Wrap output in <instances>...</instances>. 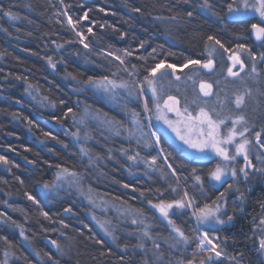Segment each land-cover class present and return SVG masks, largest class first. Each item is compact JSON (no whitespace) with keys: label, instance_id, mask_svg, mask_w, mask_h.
<instances>
[{"label":"trees","instance_id":"obj_1","mask_svg":"<svg viewBox=\"0 0 264 264\" xmlns=\"http://www.w3.org/2000/svg\"><path fill=\"white\" fill-rule=\"evenodd\" d=\"M202 3V0H0V156L7 161L0 162V259L8 252L11 264L55 261L142 264L138 255L121 253L105 241L73 196L46 199L39 188L49 183L56 171L67 169L81 176L84 184L98 194L147 214H150L146 207L149 201L172 200L170 190L167 192L158 178L130 176L127 161L120 155V151L130 147L126 142L99 138L98 146L89 144L88 150L99 159L88 168L61 127L71 130L76 123V102L81 97L75 89L91 78H109L123 69L105 52L119 56L124 61L122 65L141 79L147 76L145 69L161 59L176 67L188 60L201 61L206 44L211 43L207 41L209 35L229 49L238 43L256 47L249 35L250 19L215 21L201 12ZM135 8L140 11H133ZM211 9L222 11L213 6ZM189 11H193L192 17L187 16ZM5 12L11 15H4ZM85 12L88 18L80 19ZM66 15L79 20L75 29L66 22ZM163 19H168L165 33L174 43L161 33L159 23ZM89 27L92 33H88ZM77 32L85 35L83 44L76 39ZM125 51L131 55H125ZM49 57L55 67L49 63ZM90 100L85 101L91 102L96 111L109 118L118 117L102 102ZM159 138L168 163L181 178L179 184L173 180L172 183L179 192L184 189L194 198L184 181L191 170H178L176 161L182 159L187 167L203 166L189 165L161 133ZM154 157L172 178L159 156ZM161 191L166 194L162 198ZM45 212L47 217L43 215ZM176 223L187 237L192 236L189 217L186 221L178 218ZM21 230L28 238L24 239L26 246ZM52 241H56L59 249L49 243ZM124 244L120 238L118 245Z\"/></svg>","mask_w":264,"mask_h":264},{"label":"rangeland","instance_id":"obj_2","mask_svg":"<svg viewBox=\"0 0 264 264\" xmlns=\"http://www.w3.org/2000/svg\"><path fill=\"white\" fill-rule=\"evenodd\" d=\"M202 1L204 2V0ZM229 2L231 0H211L209 4L211 7L213 6L218 10H222L221 13H223V16L221 19H250L252 23L257 22L256 19H252L251 17L233 18L228 15L227 4ZM201 12L211 19L219 20L212 14L213 12L220 13L218 11L201 9ZM67 18L66 15V22ZM162 21L159 23L161 33L168 41L174 43L165 33V26L168 19H163ZM169 23L172 25V22ZM252 42L256 47L249 49L256 56V60L253 61L246 52L241 53L245 62V68L243 71L240 70L239 66L233 69L239 72L238 77H231L227 73V68L231 66V61L228 60L230 53L224 52L223 49H220L219 46L211 42L201 58V63H206L209 59L214 61V67L211 71L201 68L198 65L183 67V64L176 67L174 74H170L171 69H162L163 72L169 74L161 76L158 73L155 79L161 108H163V101L168 96L176 97L179 100L178 107L181 111L187 106L193 116L198 114L200 108H204L214 119H225V125H221L222 134L227 133L228 128L232 126V120L238 116H244L247 121V127L250 129L249 132L245 133V136L251 141L248 145L249 157H253L256 160V167L259 169L264 163H262L258 151L254 147L253 138L255 137V132L258 131L261 132V136H264V77L261 70L264 61L260 60L261 53H264V47L260 46V42H254L253 39ZM213 48L215 52L209 55V50ZM230 49L239 51L236 46ZM116 57L115 55L112 59H116ZM116 61L119 60L116 59ZM253 64H255L256 73L251 71ZM119 65L123 69H118V71L114 72L108 78V81H112L116 85L115 87L102 78H91L74 90L76 94L81 96L80 101L76 102V123L71 130L63 126L61 128L69 134L78 150L79 156L86 161L88 168H92L99 159L97 154L93 155L92 151L88 150L89 144L92 143L94 146H98L99 138H104L106 141L120 139L126 142V146L129 144L130 147L127 150L124 148L123 151H120V155L127 161L130 176L141 175L147 180L151 176H154L159 179L166 190L168 189L167 192L170 190L169 195L172 197V200L181 199L184 197L186 190L183 189V192H179L177 187L172 183L173 180L179 184L181 181V178L179 179L180 175L177 173L176 175L172 174V169L168 167L166 160L163 161V164L166 165L165 167H167L172 178L169 177L163 168H160L156 163H152L156 155L163 159L165 158L160 144L155 143L156 137H159L160 133L168 142L176 147L175 149L182 157L191 158L196 161H210V170H213L218 163L224 164L225 162L211 152H209L207 157H202L176 139L175 134L168 129L163 121L156 119V115L158 114L155 107L156 98L153 97L148 85L144 83V77L141 81L137 80L136 77H133L132 70L127 69L122 64ZM130 73L132 78L128 77V75L131 77ZM177 76L180 77L179 80L176 79ZM201 82L212 85V94L210 96H204L200 91ZM121 84H127L129 87H120ZM142 84L143 91H140ZM241 95L244 97V102L240 107H237L236 98ZM87 98H90V101L104 103L118 117H115V119L109 118L99 111H96L91 102L87 103L85 101ZM193 100L196 101L195 104L192 103ZM145 102L148 103L151 111L146 112L144 110ZM133 113L140 114L139 117H136L139 120V124L134 121ZM165 114L171 120L175 121L178 119L174 112H167L165 110ZM237 129H242V126L237 125ZM151 133H155V136L150 135ZM239 140L240 138L238 137L237 142ZM230 151H234V146H230ZM129 157H136V159L133 160ZM242 160L243 157L239 156L236 161L230 164V167L237 169L235 179L229 174L225 177L224 183L216 184L214 187L220 188L225 185L226 188L223 190L227 189V193L220 200L222 212L226 213L221 218L225 220L230 215L224 206L226 197L232 195V193H238V191L242 194L249 178L245 179L244 174L239 172ZM64 170L59 169L56 171L53 179L39 188L42 195L46 199L73 196L83 205L86 217L105 241L117 248L121 253H130L129 255L131 256L138 255L142 264H182V262L183 264H187L189 260H193V264H200L201 260L209 255L208 252H201L196 246L199 234L206 230L209 231L213 242L219 245L217 251L222 253L219 258H216L214 253L211 254L214 258V264H245L238 261L235 255L227 252V247L232 245V241H227V239L220 236L223 230L228 229L231 222L224 225H216L215 231H211L208 226L197 228L196 219L192 215L193 208L174 209L175 215L170 213V218L177 226L176 219L178 218L186 221L187 217H189L191 220L190 232L192 236H188V243L177 244L176 241L180 239L177 233L173 231L167 220L161 217L160 213L152 207V204L158 203L159 201L151 202V204L149 202L147 203L146 207L150 211V214H147L133 206L111 198L108 199L98 194L91 187L84 184L81 176L72 171L67 170L65 172ZM72 173L75 175H71ZM195 177L191 174L184 181L191 188L195 196L196 205L202 207L207 202L204 200L205 194L202 185L197 184ZM210 183L211 181L209 180ZM45 185L48 187L46 188ZM229 185H231V188H229ZM162 192H159L160 198L166 195ZM172 200L164 201L171 202ZM215 200H217V197L207 204H211ZM101 225L104 227L102 228ZM105 229L111 235L106 234ZM253 231L259 237L256 241V243H259L261 236L264 235V225H261L259 221L258 224L254 225ZM145 232L147 235H144ZM217 237L219 239H216ZM21 238L26 246L23 236ZM120 238L126 244L118 245ZM49 243L52 244V242ZM258 243L253 246V250L255 253L258 252L257 258L260 259V264H264V252L256 249ZM6 259L7 264H11L10 258L8 256L5 257V255L0 259V264H4Z\"/></svg>","mask_w":264,"mask_h":264},{"label":"snow or ice","instance_id":"obj_3","mask_svg":"<svg viewBox=\"0 0 264 264\" xmlns=\"http://www.w3.org/2000/svg\"><path fill=\"white\" fill-rule=\"evenodd\" d=\"M202 10H211V5L209 4L208 0H204V2L199 6ZM103 11V9H101ZM133 11L139 12V8L133 9ZM227 12L228 15L232 16L233 18L236 17H251L252 19H256L257 22H253L250 24L251 33L254 35L255 40L260 42V46L264 47V0H231L227 4ZM214 16L217 19H221L218 13L213 12ZM4 15H11L10 12H5ZM188 17L193 16V11L187 12ZM15 18V17H13ZM88 13L85 12L84 16L80 19H87ZM175 19V17H173ZM247 22V21H243ZM67 23L73 28H76V25L79 23V20L74 21L71 16H68ZM88 33H92V28L89 27L87 29ZM76 35L79 37L80 42L84 43L86 39L85 35L81 32H77ZM207 41L214 42L215 45H218L224 52L230 53L228 56V60L231 61V66L227 68V73L231 77H238L239 72L234 71L233 69L239 66L240 70L243 71L245 68L244 59L241 56V53L246 52L250 58L255 61L256 56L252 53L251 49L247 48L244 44H237L236 48L239 51H234L225 47V45L221 42V40L217 39L213 35H209L207 37ZM141 47L144 45L141 44ZM85 48H88V44H84ZM207 48V44H206ZM153 52L156 49L152 50ZM215 52V49L209 50V55ZM109 55H112L109 53ZM125 55H131L130 52L125 51ZM116 59L120 60L121 64L124 61L117 56ZM260 60L264 61V53H261ZM49 63L52 64L51 58L49 57ZM189 65L199 66L204 69H208L211 71L214 67V61L209 59L206 63H201L200 60H188L183 67H188ZM55 67L54 64H52ZM135 69L136 66L133 65ZM162 69H171L170 74H174L176 71V65L174 64H166L164 59H161L158 63L154 66L146 68L145 71L147 72V76L144 77V83L148 85L151 89L152 95L156 98V110L157 115L156 119L158 121H163V123L171 130L176 136V139L182 142L183 145H186L187 148L194 150L196 153L200 154L202 157H207L209 152L213 153L215 156L220 157L224 164L218 163L217 166L210 170L208 173V179L211 181L210 187H215L216 184H222L225 182V177L229 174L232 176L233 179L237 176V169L235 167H230V164L236 161L237 157L242 156L245 162L246 167H255L252 165L251 160L249 159V149L248 145L251 141L245 136V133L249 132L250 129L247 127V121L244 116H238L236 119L231 121L232 126L228 128L226 134L221 133V125H225V119H214L213 116L206 111L204 108H200L199 112L196 116H193L192 113L189 112L188 107L185 106L183 111L178 107L179 100L174 96H168L167 99L163 101V108L159 103L157 88H156V77L159 73L161 76L169 74L162 71ZM251 71L256 73L255 64H253ZM131 75V73H130ZM151 77V78H150ZM104 81H107L109 84H113V87L116 85L112 81H108L107 77L102 78ZM177 80L180 79L179 76L176 77ZM120 87L128 88L129 85L121 84ZM140 91H143V84L141 85ZM200 91L203 93L204 96H210L212 94V85L209 83H200ZM131 94V89H130ZM244 102V97L237 96L236 98V106L240 107ZM193 104L196 103L195 100L192 101ZM144 110L146 112L151 111L148 106V103L145 102ZM165 110L167 112H174L178 117L177 120H171L165 114ZM69 112L72 110L69 109ZM139 113H133L134 121L139 124V120L136 117H139ZM237 125H241L242 129H237ZM150 135L155 136V133H151ZM240 138L239 142H237V138ZM256 142L261 143V132H255ZM156 144L160 143V138L156 137L155 140ZM230 146H234V151H230ZM264 147V144L261 145ZM163 151V150H161ZM138 155V154H137ZM130 159L135 160L136 157H129ZM165 160H167V156H165ZM0 162L7 163L3 156H0ZM152 163L155 164V157L152 160ZM264 163V161H262ZM169 168H172V174L176 175V170L173 166L169 163ZM259 172L264 173V168L256 169ZM67 172V169L64 170ZM195 172V169H193ZM239 172L244 174L245 179L248 178V172L244 167L239 169ZM71 175H75L72 173ZM195 180L197 181L198 185L203 184V180L200 176H196ZM47 188L48 186L45 185ZM125 187H128L125 185ZM231 188V185H229ZM175 191V189H173ZM143 195V193H142ZM224 193L220 194V197H217V200L213 201L211 204L205 203L202 207L197 206L195 203L194 198H189L188 193H184V197L181 199L172 200L171 202H165L161 199L158 203L152 204V207L155 208L159 213L160 216L167 220L168 224L172 227L173 231L177 233L179 236V240L176 241L177 244L183 243L187 244L189 241V237L185 235V233L174 223V221L170 218V213L175 215L174 209H188L193 208L194 211L192 215L195 217L197 222V228L201 226H208L211 231H215L216 225H224L229 223L232 220L231 216L227 217V220L222 219L221 216L225 215L226 213L222 212L220 200L223 198ZM28 199L34 200V197L28 196ZM151 204V201H149ZM183 214V213H182ZM45 217L48 216V213H43ZM135 223V221H133ZM260 224L264 225V219L260 220ZM67 227V225H65ZM103 228L104 226L101 225ZM105 233L111 235L107 229H105ZM21 236H24L23 230L20 232ZM144 235H147L145 232ZM24 239L27 240L28 238L24 236ZM216 239H219L218 237ZM7 242V241H6ZM101 243V241H97ZM53 245H56L57 249H59V245L56 244V241H52ZM197 248L201 252H208L209 255L202 259L200 264H214V258L211 255L214 253L216 258L221 256V252L217 251L219 245L213 242V239L210 237L209 231H203L199 234V238L197 241ZM258 251L264 252V235L261 236L259 240V248ZM5 257L9 255L8 252L4 253ZM39 255V253H37ZM49 260H52V257L49 256ZM4 264H7V259L4 261ZM54 264H59V261H55ZM183 264V262H182ZM187 264H193V260L187 261Z\"/></svg>","mask_w":264,"mask_h":264},{"label":"flooded vegetation","instance_id":"obj_4","mask_svg":"<svg viewBox=\"0 0 264 264\" xmlns=\"http://www.w3.org/2000/svg\"><path fill=\"white\" fill-rule=\"evenodd\" d=\"M253 144L258 151L259 157L262 161H264V147L261 146L262 144H264V136H261V143H257L256 137H254ZM159 158L162 161V165L167 170V167H165L166 165L163 164L165 158L163 159L160 156ZM182 158L187 159L189 165L201 164L203 166L201 169L196 168V166L187 167L182 159L176 161V167L178 170L187 168L191 170L188 171L191 172L190 175H198L201 177V179L203 180L202 188L205 194V202L208 203L209 201L214 200L216 197H220L221 193H227V189L223 190L224 188H226L225 185L220 188L210 187L208 180V172L211 166L210 161H196L187 157ZM249 159L251 160L252 165H254L255 167H248L246 169L249 178L244 186L245 188L242 194L240 191H238V193H232V195H228L226 197L224 206L229 212V216L232 217V220L230 221L231 225L228 227V229L223 230L220 236L224 239H227V241H232V245L227 247V252H230L229 254L235 255L238 261H241L245 264H260V259L257 258L258 252L255 253V251L253 250V246L258 243H256V241L259 238L253 231V227L254 225L258 224L261 219L264 218V173L262 174L256 170V160L253 157H249ZM155 163L157 164V161H155ZM242 167H244V160L241 161V168ZM261 168H264V164ZM193 169H195V172H193ZM258 248L259 243L256 246V249Z\"/></svg>","mask_w":264,"mask_h":264},{"label":"bare ground","instance_id":"obj_5","mask_svg":"<svg viewBox=\"0 0 264 264\" xmlns=\"http://www.w3.org/2000/svg\"><path fill=\"white\" fill-rule=\"evenodd\" d=\"M218 14H219V16L222 18L223 13H218ZM213 20H215V19H213ZM225 20H228V19H225ZM239 20H242V19H239ZM215 21H220V20H215ZM233 21H234V20H233ZM159 27H161V26H159ZM75 35H76V34H75ZM75 37H76V39H78V40L80 41V39L77 38V37H78L77 35H76ZM212 43H214V42H212ZM208 45H209V44H207V46H208ZM217 46H218V45H217ZM205 50H206V47H205V49L203 50L202 55L205 54ZM104 54H105L107 57H109L110 59H112V57L115 56V54H113V53H111L113 56H112V55H109V52H105ZM112 60H114V61L117 62L118 64H121L120 60H119V61H116V59H112ZM131 73L133 74V77H134V78H135V77L137 78V75L135 74V72L132 71ZM128 77H129V78H132V75H131V77L128 75ZM137 80H140V81H141V80H143V78H141V79H138V78H137ZM80 97H81V96H80ZM103 104H104V103H103ZM105 106H106V105H105ZM100 113H101V112H100ZM101 114H102V113H101ZM111 118H112V117H111Z\"/></svg>","mask_w":264,"mask_h":264},{"label":"water","instance_id":"obj_6","mask_svg":"<svg viewBox=\"0 0 264 264\" xmlns=\"http://www.w3.org/2000/svg\"><path fill=\"white\" fill-rule=\"evenodd\" d=\"M249 35H250L251 39H253L254 42H259V41H256L254 35H252V33H251V28H250V30H249ZM262 70H263V75H264V64H263V66H262ZM244 168H245V169L248 168V167H246L245 162H244Z\"/></svg>","mask_w":264,"mask_h":264}]
</instances>
